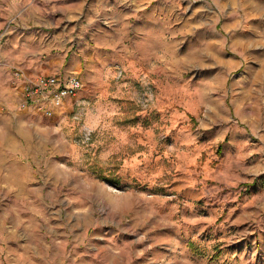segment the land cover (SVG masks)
<instances>
[{"label": "rangeland", "instance_id": "obj_1", "mask_svg": "<svg viewBox=\"0 0 264 264\" xmlns=\"http://www.w3.org/2000/svg\"><path fill=\"white\" fill-rule=\"evenodd\" d=\"M130 3L79 120L0 90V264H264V0Z\"/></svg>", "mask_w": 264, "mask_h": 264}, {"label": "crops", "instance_id": "obj_2", "mask_svg": "<svg viewBox=\"0 0 264 264\" xmlns=\"http://www.w3.org/2000/svg\"><path fill=\"white\" fill-rule=\"evenodd\" d=\"M133 12L130 0H0V90L20 99L15 69L31 77L79 73L84 86L62 111L71 109L102 71L141 63L132 53Z\"/></svg>", "mask_w": 264, "mask_h": 264}, {"label": "built area", "instance_id": "obj_3", "mask_svg": "<svg viewBox=\"0 0 264 264\" xmlns=\"http://www.w3.org/2000/svg\"><path fill=\"white\" fill-rule=\"evenodd\" d=\"M15 83L20 88V108L33 107L41 111L47 117H53L60 113L67 104L69 98L76 97L83 88L84 83L79 75L70 74H47L31 77L21 70L14 72ZM83 103L73 100L75 105L73 118L79 120ZM82 139L89 140L92 136V129L83 127Z\"/></svg>", "mask_w": 264, "mask_h": 264}]
</instances>
